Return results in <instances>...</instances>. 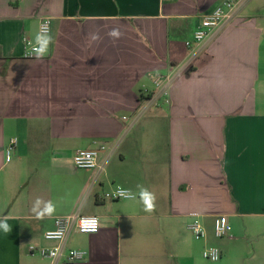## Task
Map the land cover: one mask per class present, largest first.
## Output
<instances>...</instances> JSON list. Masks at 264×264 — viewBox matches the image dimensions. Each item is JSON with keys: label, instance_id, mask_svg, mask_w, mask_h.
<instances>
[{"label": "crops", "instance_id": "0c3cea01", "mask_svg": "<svg viewBox=\"0 0 264 264\" xmlns=\"http://www.w3.org/2000/svg\"><path fill=\"white\" fill-rule=\"evenodd\" d=\"M223 1L0 0V222L11 229L0 228V264H197L187 229L199 217L213 231L218 215L233 232L205 242L223 251L212 262L264 264V0H244L214 35L186 44ZM44 17L53 42L26 58ZM168 75L165 95L154 82ZM143 104L158 113L133 134ZM103 145L97 167L74 164ZM116 185L135 196L105 199ZM37 198L51 204L40 217ZM72 214L98 216L99 231L45 238Z\"/></svg>", "mask_w": 264, "mask_h": 264}, {"label": "built area", "instance_id": "2783aa9c", "mask_svg": "<svg viewBox=\"0 0 264 264\" xmlns=\"http://www.w3.org/2000/svg\"><path fill=\"white\" fill-rule=\"evenodd\" d=\"M244 0H225L218 6H216L211 12L206 14L201 23L197 26L193 39L186 42L188 47H194L207 38L214 35L215 32L219 31L221 27L227 23L234 15L235 9ZM48 24L50 29L52 28V19L50 17H44L40 23L41 25ZM39 47L38 44L33 43L29 39H25L24 42V57L35 58L36 51ZM171 75L168 76H157L155 79V85L158 89H162L168 94V83L171 79ZM144 92H148L144 89ZM169 102V100L167 99ZM17 139H13L6 146V158L8 161L11 160L13 151L17 145ZM105 146H101L97 149H80L74 156V164L79 168H95L98 166V158L100 149H104ZM135 194L132 190L122 186L116 185L103 194V197L107 200H122L126 198H132ZM55 227L45 232V238L48 240L65 241L72 231L76 228L83 233H96L99 231L101 222L100 218L96 215H79L72 214L66 216H58L55 218ZM189 229L196 239H205L208 236V229L199 217H195L189 225ZM233 232V225L229 218L225 215H218L213 220V234L216 238H224L231 235ZM32 253H39L43 256L50 258H61L65 257L69 261H78L86 257V252L78 249L65 250L62 246L55 247H44L41 249L35 246H30ZM203 257L210 261H218L223 256V251L219 246L209 245L206 246L202 251Z\"/></svg>", "mask_w": 264, "mask_h": 264}, {"label": "clouds", "instance_id": "9594fccd", "mask_svg": "<svg viewBox=\"0 0 264 264\" xmlns=\"http://www.w3.org/2000/svg\"><path fill=\"white\" fill-rule=\"evenodd\" d=\"M109 35L111 37H118L120 35L119 31L116 29H113ZM98 37L96 35L92 36L93 40H96ZM36 43L39 45L36 51V58L42 59L43 56L46 54L48 50V46L53 42V37L51 35V29L48 24L41 25L40 32L35 37ZM155 198L153 197V200ZM44 204V209L41 211V205ZM154 207L153 205H149V208L147 210H152ZM51 209L50 202H44L41 198H37L33 205V211L37 213L38 217L42 216L43 211H48ZM0 228H2L5 232H9L11 229L8 226L6 222H0Z\"/></svg>", "mask_w": 264, "mask_h": 264}, {"label": "rangeland", "instance_id": "374dc122", "mask_svg": "<svg viewBox=\"0 0 264 264\" xmlns=\"http://www.w3.org/2000/svg\"><path fill=\"white\" fill-rule=\"evenodd\" d=\"M158 107L156 106V107H147V104H143L142 105V107L140 108V109H138V110H136L134 113H132V114H139V116L142 118L141 120V123H139L137 126H136V128H135V130H134V132H132L133 134L134 133H136L135 131H137V130H139V128L140 127H143V124H145V122L147 121V120H149V119H147V118H150L149 117V114H157L158 112H157V109ZM157 112V113H156ZM140 114H142V115H140ZM145 114V115H144ZM133 119H135V118H133ZM137 123V122H136ZM136 123H135V125H136ZM135 125H134V127H135ZM187 232H188V234L186 235V238L189 240V241H191L192 242V244L194 243H196L197 244V246L200 244V247H201V249L202 250H200V252H199V256H198V258H197V264H217V263H215V262H212V261H209V260H207V259H205L204 257H203V254H202V251H203V249L206 247V246H209V245H211V244H205V242L207 241V240H219L220 241V239L219 238H216L214 235H213V231H212V229H208V237L207 238H205V239H196L195 237H194V235L192 234V232L191 231H189L188 229H187ZM217 246V245H216ZM220 247V246H219ZM218 261H221V259L220 260H218Z\"/></svg>", "mask_w": 264, "mask_h": 264}]
</instances>
